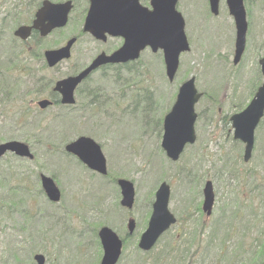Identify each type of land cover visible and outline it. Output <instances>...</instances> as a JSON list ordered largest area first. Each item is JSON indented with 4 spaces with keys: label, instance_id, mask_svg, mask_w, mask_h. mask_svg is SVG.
<instances>
[{
    "label": "rangeland",
    "instance_id": "374dc122",
    "mask_svg": "<svg viewBox=\"0 0 264 264\" xmlns=\"http://www.w3.org/2000/svg\"><path fill=\"white\" fill-rule=\"evenodd\" d=\"M75 1L76 10L67 27L48 38L50 48L65 43L62 35L78 34L79 12L88 7V0ZM141 1L149 4L150 0ZM244 6L249 22L246 49L241 62L234 65L232 18L211 15L208 0H179L177 9L185 19L191 48L181 54L175 79L168 81L162 53L150 49L130 65L140 72L141 96L133 94L131 87L125 97L122 90L117 92L122 83L114 78L118 71L95 72L93 85L101 91L105 87L113 97L101 115L95 106L93 112L78 105L71 110L59 106L41 110L36 103L47 94L34 99L33 82L26 72L29 69L38 77H65L79 69V60L80 64L88 63L97 52L119 45V39L102 44L84 33L73 46L71 58L55 69L45 70L37 60L27 65L19 60L14 66L10 59L23 47L12 41L14 23L9 19L2 26L3 14L0 16V29L5 27L0 33V67L12 66L7 80L12 92L0 96V143L25 141L34 154L32 160L12 153L0 158V264H35L38 253L45 256V264H99L102 248L98 230L102 226L127 236L118 264L264 261V118L255 130V146L248 162L243 160L244 144L233 138L227 119L248 105L262 81L257 58L264 55V0H245ZM226 8L225 0H221L219 10ZM119 74L124 77V70ZM191 76L204 93L196 104L197 141L174 162L161 148L162 124L144 125L136 113L147 99L152 110L145 121L163 118L180 84ZM129 80L132 82V76ZM138 98L140 104L134 109ZM81 135L102 145L111 178L134 183L131 210L120 205L115 182L89 172L65 151V145ZM41 174L55 177L62 193L59 202L47 199ZM207 180L213 183L215 194L210 216L201 208ZM162 181L171 187L169 208L178 219L145 253L138 248V240L147 227L155 191ZM130 217L136 222L132 235L127 233Z\"/></svg>",
    "mask_w": 264,
    "mask_h": 264
},
{
    "label": "water",
    "instance_id": "95a60500",
    "mask_svg": "<svg viewBox=\"0 0 264 264\" xmlns=\"http://www.w3.org/2000/svg\"><path fill=\"white\" fill-rule=\"evenodd\" d=\"M91 6L85 21L84 29L93 33L98 38H104L107 32L120 35L124 38L123 45L111 55L101 54L83 72L70 76L56 83L54 88L61 96L63 104H74V91L77 85L97 68L100 64L108 62H127L139 57L141 50L150 46L154 52L162 49L166 63V73L173 80L179 67V56L182 52L190 49L185 34V21L176 9L178 0H151L152 10L140 5L139 0H90ZM219 0H210L211 10L218 12ZM231 14L235 18L237 38L234 64H237L244 52L248 23L243 0H227ZM58 16L52 21L50 27H43L42 22L47 18L43 12H39L37 20L32 27L22 26L16 31V35L26 39L32 28L41 30V34L47 35L54 26H61L67 22L68 14L72 9V2L57 5ZM76 38L70 39L66 46L48 50L45 58L50 67L55 66L63 59H68L70 50ZM261 70L264 74V58L260 60ZM202 96L195 86V78L185 81L179 88L177 99L171 111L164 118V134L162 147L167 156L176 161L179 159L185 146L196 141L195 121L197 113L195 104ZM52 104L49 99L38 102L40 108L45 109ZM264 115V82L258 88L255 96L248 106L240 113L231 117L235 139L245 144L243 159L248 162L251 159L255 144V129ZM87 143L88 150H85ZM68 153L78 156L89 168L107 174V162L101 146L91 137L81 136L68 143L65 147ZM7 152H13L21 157L33 158L29 146L20 141H6L0 143V157ZM41 182L48 198L57 202L61 192L53 178L41 175ZM121 189V205L131 209L135 200V187L130 180L121 178L118 180ZM170 186L162 182L156 193L152 206V213L146 230L141 234L138 247L149 251L156 244L160 236L176 222L175 215L169 209ZM202 209L210 215L214 205L215 195L213 184L206 181L203 188ZM129 234H133L136 223L129 219ZM103 248V256L100 264H116L121 256L123 240L119 235L107 226L100 228L98 232ZM37 264H45V257L36 254L34 257Z\"/></svg>",
    "mask_w": 264,
    "mask_h": 264
},
{
    "label": "flooded vegetation",
    "instance_id": "af4514ba",
    "mask_svg": "<svg viewBox=\"0 0 264 264\" xmlns=\"http://www.w3.org/2000/svg\"><path fill=\"white\" fill-rule=\"evenodd\" d=\"M66 1L67 0H0V16L3 14L1 25L3 26L4 24H6L9 21V19H11V22L14 23L12 25V28H13L12 41H13V43L19 44L21 47H23L22 49L27 52V54H22L23 56L21 57V59L23 60L24 63H26V64L34 63L35 57H33V55H34V45H35L36 41H40L41 42L40 44L42 45V48L44 47V48H47V49H51L47 45L48 38L53 37V36L57 35L58 33L63 32V30L66 27H59V28L53 29L47 36H42L41 33H40V30L32 28V30L30 31L29 36L26 39H23L21 36L16 35V31L22 26H25V27L33 26L35 21L38 18L37 15L41 11L43 12V16L45 15L47 17L42 22L43 27L45 28V27L51 26V22L58 16L57 7H56L57 5H52L51 3H53V4H62L64 2H66ZM250 1H256V0H250ZM9 3H11L10 6L8 7V9L5 12H3L4 7L6 5H8ZM244 3H245V0H244ZM226 7H227V4H226ZM226 9H227V11L222 9V11H220V13H218V14H221L222 16H225V14H227L228 16H230L228 14V13H230L228 8H226ZM84 12H85V9L84 10L82 9L79 12V41H80V39H81V37H82V35L84 33V31H83V22H84V18H85ZM247 16H248V13H247ZM247 19H248V17H247ZM233 26H234V23H233ZM4 30H5V27H2L0 29V33H2ZM109 39H115V38H109ZM117 39H120L121 42H123V40L121 38H117ZM62 40L65 41V43L63 44V45H65L66 44V40H67V36L64 37L62 35L61 41ZM6 41L10 42V39H7ZM55 43H60V40H56ZM60 44H59V46H58V44H56L54 48L62 47L63 45L62 44L60 45ZM234 45H235V37H233V46ZM118 47H119V45H115L114 44L110 48L106 47V49L101 50L99 53L106 52V51L108 53H112ZM22 49H21V52H22ZM47 49H45V50H47ZM44 51H43V53H44ZM99 53L97 52L95 54V56L86 64H83V63L80 64V60H79V73L81 71H83L93 61V59ZM263 57H264V55H259L258 58H257L258 62ZM127 65L128 64H125V66H127ZM106 67H109V66H103V68H100V70L107 69ZM126 68L128 69V67H126ZM127 71H129V69ZM261 76L263 78V74H262L261 69H260V78H259V80H262L260 85L264 81L261 78ZM90 77L85 79V80H82L79 83V86L77 88V91H79V99L80 98H84V97L85 98L88 97V94L92 90H94L93 89V86H94L93 85V81H92V79H90ZM103 88L104 89L101 92V89L99 87L97 90L94 91V94H97V96L100 97V95H103V93H104L103 91H106L105 90L106 88L105 87H103ZM125 88H126L125 92H126V90L130 89L129 81L125 80ZM106 92L108 93V95H106V97L111 98L112 95H110V92L109 91H106ZM80 108L83 109V104L80 105ZM160 121H162L161 118H160ZM146 123L149 124L151 122L146 121ZM162 130H163V125H162ZM83 166L85 168H87L85 165H83ZM90 171H92L93 173H95L98 176L100 175V173H98V172H95L93 170H89V172ZM99 177H101V178L109 177L110 181L107 180L108 182L114 181V176L111 178L110 174H107V175L101 174Z\"/></svg>",
    "mask_w": 264,
    "mask_h": 264
},
{
    "label": "trees",
    "instance_id": "16d2710c",
    "mask_svg": "<svg viewBox=\"0 0 264 264\" xmlns=\"http://www.w3.org/2000/svg\"><path fill=\"white\" fill-rule=\"evenodd\" d=\"M40 43H41L40 41L35 42V49H34L33 57H35V60H37V61H41L42 56H43V54H42L43 49H42V45ZM22 54H27V52L22 49V52L20 51L19 53H16L10 59V61L14 63V66H18L16 62L19 60H21L20 64L27 65L21 59V57L23 56ZM42 66L45 70L47 69V67L44 63L42 64ZM11 68H12V66H8L5 69L0 67V96L3 95L5 91L12 92V90L10 88L12 86V84H9L7 81L8 77H11V72H9L11 70ZM27 69H28V67H27ZM119 73L120 72H117L115 74V77H114L116 82L119 83L122 81L121 85L119 86L120 89L118 88L117 92H120V90H122V92H123L122 96H124L127 94V92L129 90H126V92H125L126 88H125V84L123 82L124 77L121 78V74H119ZM130 73L132 76V82L130 81L131 92L136 93V96L137 95L141 96V91H142L141 89L142 88H141V86H139L140 82L138 79V76L140 77V72L136 68H131ZM26 75L30 78L31 82H33L32 96L34 97L35 100L38 99V96H40L44 93V94H47V96L49 95L52 98V100L54 101V105L52 107L59 106V107L65 108L66 110H71V109H74L76 107V106L64 107V106L59 104V99H57V95L54 92H52V88H51L53 85V82H54V77H46V76L45 77L44 76L38 77L35 74H33L31 71L29 72V69L27 70ZM120 79H122V80H120ZM17 80H19V79H17ZM29 92L30 91H28V93ZM103 92H104L103 95L99 97V96H97V94H94V92L91 91L88 94L89 100L84 97V99H83V101H85L84 110L90 108V109H92V112H93L92 107L95 106V110L97 111V114L101 115L100 114L101 111L106 109L104 107L107 105L104 104V101L106 100V98H105L106 95H108L107 92H105V91H103ZM144 96H146V94ZM208 96L211 97L210 95H208ZM28 97H29V95H28ZM147 97H148V95H147ZM78 98H79V93H78ZM2 100H4V99L2 98ZM30 100H32V99H30ZM134 101H135V106H134V109H135V107H137L140 104V100L138 98V99H135ZM142 103H143V106H139L141 112L136 113V115H137L136 117H138L141 121H145L147 119V116L150 115V111L152 110V102L148 101L146 107H145L146 102H142ZM77 105L79 106V101L77 102ZM133 113H135V112L133 111ZM115 181H116V179H115ZM98 244H99V242H98ZM99 246H100V244H99ZM126 246H127V240L125 241V248H126ZM100 254H101V252H100ZM100 254H99V256H100ZM258 264H264V261L260 260V262Z\"/></svg>",
    "mask_w": 264,
    "mask_h": 264
},
{
    "label": "snow or ice",
    "instance_id": "6c2138e0",
    "mask_svg": "<svg viewBox=\"0 0 264 264\" xmlns=\"http://www.w3.org/2000/svg\"><path fill=\"white\" fill-rule=\"evenodd\" d=\"M84 145H85V150L87 151L88 150L87 143H84Z\"/></svg>",
    "mask_w": 264,
    "mask_h": 264
}]
</instances>
